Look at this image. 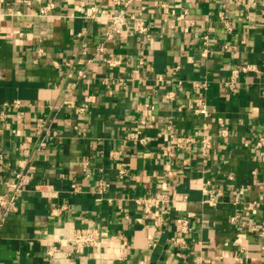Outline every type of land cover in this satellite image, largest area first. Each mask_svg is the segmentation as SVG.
<instances>
[{"label":"crops","instance_id":"1","mask_svg":"<svg viewBox=\"0 0 264 264\" xmlns=\"http://www.w3.org/2000/svg\"><path fill=\"white\" fill-rule=\"evenodd\" d=\"M263 135L264 0H0V264H264ZM81 227L108 239L70 254Z\"/></svg>","mask_w":264,"mask_h":264},{"label":"built area","instance_id":"2","mask_svg":"<svg viewBox=\"0 0 264 264\" xmlns=\"http://www.w3.org/2000/svg\"><path fill=\"white\" fill-rule=\"evenodd\" d=\"M51 6H53V4H50L44 7L42 11L46 12L47 10L51 8ZM101 12L103 11L93 6L90 8H86L85 15L92 16V17H100ZM220 16L222 19H225L226 14L221 12ZM132 18L134 19L132 28L136 32L144 33L148 31V26L146 25L142 17L133 15ZM110 19H111L110 24H109L110 34H114V33L121 34L127 29V27H129L127 19L125 16H123L122 13L113 14L110 17ZM228 28H230V26H228ZM206 43L207 41L205 40L204 44ZM107 61L110 64H114L113 59H107ZM252 69H255V68L251 65H247L243 67V70L245 71L252 70ZM230 86L232 87V84H230ZM196 112H199L203 115H207L208 114L207 106L203 103H200V106L196 108ZM205 142L204 144L208 146L209 145L208 141L205 140ZM258 145L264 146V135L259 138ZM27 182H28V176L26 172L24 171L16 172L15 180L9 184L12 190L10 195L0 194V207L3 210V214L0 218V235H1L2 225L4 223L6 215H8L10 212L17 209V203L21 195L23 194V192L26 190ZM168 201H169V195L163 191H157L154 194H151L147 197H141L138 199V202L144 205L145 211L148 214L149 213L152 214L155 210L160 211V214L155 219V223L157 225H159L162 222L161 214L164 210V208L162 209V207ZM206 201L211 202L213 204L215 203V201L211 197L206 198ZM190 215H188V217ZM189 230H190L189 220L187 217L183 218L181 222V226L174 238L175 243H177L178 245L185 244L186 234L189 232ZM258 233L260 236H264V223H262L261 226L259 227ZM61 239L69 245L70 247L69 252L70 254H72V253L81 252L86 247H100L105 241H107L108 233L105 230L99 229L97 227H83V228L81 227V228L74 229L69 235H63ZM125 244L126 242L124 241L123 245ZM50 253H53V252L50 251ZM192 264H203V263H201L200 261H197Z\"/></svg>","mask_w":264,"mask_h":264}]
</instances>
